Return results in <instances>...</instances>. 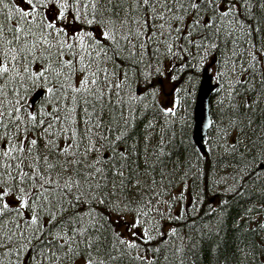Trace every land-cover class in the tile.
Segmentation results:
<instances>
[{
	"label": "snow or ice",
	"instance_id": "obj_1",
	"mask_svg": "<svg viewBox=\"0 0 264 264\" xmlns=\"http://www.w3.org/2000/svg\"><path fill=\"white\" fill-rule=\"evenodd\" d=\"M0 264H264V0H0Z\"/></svg>",
	"mask_w": 264,
	"mask_h": 264
},
{
	"label": "trees",
	"instance_id": "obj_2",
	"mask_svg": "<svg viewBox=\"0 0 264 264\" xmlns=\"http://www.w3.org/2000/svg\"><path fill=\"white\" fill-rule=\"evenodd\" d=\"M231 171V169H228V170H222V171H220V175H226L227 174V172H230ZM232 215L233 216H235L236 215V212L237 211H242V209L241 208H239L238 206H236L235 204L233 205V207H232ZM242 223V222H241Z\"/></svg>",
	"mask_w": 264,
	"mask_h": 264
},
{
	"label": "water",
	"instance_id": "obj_3",
	"mask_svg": "<svg viewBox=\"0 0 264 264\" xmlns=\"http://www.w3.org/2000/svg\"><path fill=\"white\" fill-rule=\"evenodd\" d=\"M205 111H207V99H205ZM207 132V129H205V133Z\"/></svg>",
	"mask_w": 264,
	"mask_h": 264
}]
</instances>
